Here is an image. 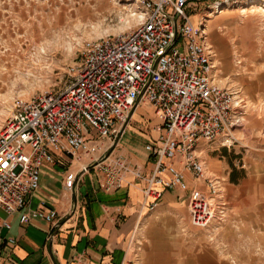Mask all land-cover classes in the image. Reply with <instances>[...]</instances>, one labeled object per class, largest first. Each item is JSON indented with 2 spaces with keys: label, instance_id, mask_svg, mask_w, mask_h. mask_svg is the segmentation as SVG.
I'll list each match as a JSON object with an SVG mask.
<instances>
[{
  "label": "built area",
  "instance_id": "built-area-1",
  "mask_svg": "<svg viewBox=\"0 0 264 264\" xmlns=\"http://www.w3.org/2000/svg\"><path fill=\"white\" fill-rule=\"evenodd\" d=\"M209 1L136 0L139 24L86 42L68 86L14 105L0 131V209L6 215L20 213L21 224L42 220L56 225L57 213L44 202L21 213L39 187L42 164H53V153L88 156L91 163L82 173H93L99 188L111 191L129 164L121 156L111 163L106 156L98 158L96 142L107 141L104 151H109L132 110L146 103L159 115L162 133L144 147L152 166L143 207L153 211L164 191H187L191 225H210L218 188L205 179L195 148L219 137L225 138L223 147H230L231 133L244 120L234 111L233 94L210 78L215 53L203 27L190 21ZM183 172L205 182L207 190L188 189ZM73 183L74 178L65 179V189L72 190ZM2 228L10 225L0 218ZM2 243L0 239V250Z\"/></svg>",
  "mask_w": 264,
  "mask_h": 264
},
{
  "label": "crops",
  "instance_id": "crops-1",
  "mask_svg": "<svg viewBox=\"0 0 264 264\" xmlns=\"http://www.w3.org/2000/svg\"><path fill=\"white\" fill-rule=\"evenodd\" d=\"M229 2H205L200 16L190 17L194 26L203 27L215 53L210 78L233 94L234 111L244 120L231 133L230 147H223L225 138L219 137L195 148L205 179L217 185L216 200L223 204L206 230L190 224L187 191H164L153 211L143 207L152 166L144 147L162 131L159 115L139 103L115 146L105 152L108 142H96L98 158L127 160L118 185L105 192L93 173H82L91 163L86 155L71 159L53 153V164H42L39 187L21 213L44 202L57 213L56 225L21 224L20 213L8 216L0 209V218L10 225L0 229V264H264V58L256 63L243 55L238 66L236 52L218 34L224 29L232 34L234 13L227 9L206 19L208 11L220 13ZM175 166L182 170L180 163ZM232 168L238 176L243 173L236 183L229 181ZM183 173L188 189L207 190L205 182ZM68 177L74 178L72 190L64 187Z\"/></svg>",
  "mask_w": 264,
  "mask_h": 264
},
{
  "label": "rangeland",
  "instance_id": "rangeland-1",
  "mask_svg": "<svg viewBox=\"0 0 264 264\" xmlns=\"http://www.w3.org/2000/svg\"><path fill=\"white\" fill-rule=\"evenodd\" d=\"M229 1L220 13L208 11L206 19L229 9L235 16L231 35L236 39L225 29L218 34L236 52L235 63L240 64L244 56L261 62L264 0ZM199 16L196 13L193 18ZM139 18L136 0H0V131L17 102L59 91L73 81L86 42L126 33L139 24ZM95 32L97 37L87 39ZM221 202L216 200L217 209H222Z\"/></svg>",
  "mask_w": 264,
  "mask_h": 264
},
{
  "label": "trees",
  "instance_id": "trees-1",
  "mask_svg": "<svg viewBox=\"0 0 264 264\" xmlns=\"http://www.w3.org/2000/svg\"><path fill=\"white\" fill-rule=\"evenodd\" d=\"M243 177V173L238 176V173H236L235 169L232 168L230 174H229V181L231 183H236L237 179Z\"/></svg>",
  "mask_w": 264,
  "mask_h": 264
},
{
  "label": "bare ground",
  "instance_id": "bare-ground-1",
  "mask_svg": "<svg viewBox=\"0 0 264 264\" xmlns=\"http://www.w3.org/2000/svg\"><path fill=\"white\" fill-rule=\"evenodd\" d=\"M137 18V17H136ZM140 19V18H139ZM123 20V19H122ZM123 23H125V21L124 22H122L121 24H123ZM126 25H127V23L125 24V25H122L120 28H119V30L120 31H123L124 29H126ZM98 36V33L97 32H95V36L94 35H87V39H93V38H95V37H97ZM108 36V35H107ZM100 38H102V37H100ZM99 39V38H98ZM94 40H96V39H94ZM6 111V110H5ZM4 111V114H6L7 113V111L5 112Z\"/></svg>",
  "mask_w": 264,
  "mask_h": 264
},
{
  "label": "water",
  "instance_id": "water-1",
  "mask_svg": "<svg viewBox=\"0 0 264 264\" xmlns=\"http://www.w3.org/2000/svg\"><path fill=\"white\" fill-rule=\"evenodd\" d=\"M123 130H124V127L122 128L121 133L123 132ZM114 144H116V143H114ZM114 144H113V146H115ZM113 146H112V147H113Z\"/></svg>",
  "mask_w": 264,
  "mask_h": 264
}]
</instances>
